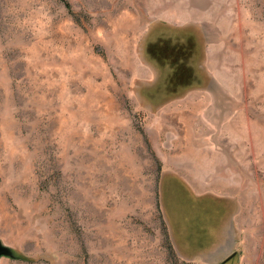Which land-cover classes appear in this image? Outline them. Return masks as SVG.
<instances>
[{
	"label": "rangeland",
	"instance_id": "374dc122",
	"mask_svg": "<svg viewBox=\"0 0 264 264\" xmlns=\"http://www.w3.org/2000/svg\"><path fill=\"white\" fill-rule=\"evenodd\" d=\"M0 241L264 264V0H0Z\"/></svg>",
	"mask_w": 264,
	"mask_h": 264
},
{
	"label": "water",
	"instance_id": "95a60500",
	"mask_svg": "<svg viewBox=\"0 0 264 264\" xmlns=\"http://www.w3.org/2000/svg\"><path fill=\"white\" fill-rule=\"evenodd\" d=\"M4 256H6V257L12 256V252H11L10 248L3 245L0 241V258L4 257Z\"/></svg>",
	"mask_w": 264,
	"mask_h": 264
},
{
	"label": "bare ground",
	"instance_id": "6f19581e",
	"mask_svg": "<svg viewBox=\"0 0 264 264\" xmlns=\"http://www.w3.org/2000/svg\"><path fill=\"white\" fill-rule=\"evenodd\" d=\"M129 16V15H128Z\"/></svg>",
	"mask_w": 264,
	"mask_h": 264
}]
</instances>
